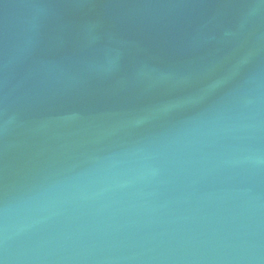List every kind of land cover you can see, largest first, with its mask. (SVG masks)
<instances>
[{"label": "water", "instance_id": "95a60500", "mask_svg": "<svg viewBox=\"0 0 264 264\" xmlns=\"http://www.w3.org/2000/svg\"><path fill=\"white\" fill-rule=\"evenodd\" d=\"M0 264H264V0H0Z\"/></svg>", "mask_w": 264, "mask_h": 264}]
</instances>
